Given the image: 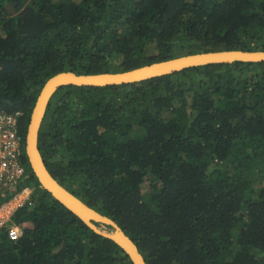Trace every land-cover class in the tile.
Returning a JSON list of instances; mask_svg holds the SVG:
<instances>
[{"label": "trees", "instance_id": "1", "mask_svg": "<svg viewBox=\"0 0 264 264\" xmlns=\"http://www.w3.org/2000/svg\"><path fill=\"white\" fill-rule=\"evenodd\" d=\"M226 49L264 50V0H0V109L21 110L26 135L56 73ZM39 148L147 264H264V61L62 86ZM24 164L35 204L14 215L17 239L0 228V264H134L42 187L25 150Z\"/></svg>", "mask_w": 264, "mask_h": 264}, {"label": "water", "instance_id": "2", "mask_svg": "<svg viewBox=\"0 0 264 264\" xmlns=\"http://www.w3.org/2000/svg\"><path fill=\"white\" fill-rule=\"evenodd\" d=\"M234 61L262 62L264 61V50L226 49L196 52L120 72L79 74L70 70L54 74L45 82L38 95L26 134V154L29 164L40 184L57 201L80 217L91 229L120 245L130 256L134 264H147L138 245L113 218L102 214L97 209L88 205L62 185L48 169L39 148V131L50 100L55 92L65 85L108 86L140 82L182 71L189 67L213 63H231ZM100 224L106 227L109 226L111 231L102 230Z\"/></svg>", "mask_w": 264, "mask_h": 264}, {"label": "built area", "instance_id": "3", "mask_svg": "<svg viewBox=\"0 0 264 264\" xmlns=\"http://www.w3.org/2000/svg\"><path fill=\"white\" fill-rule=\"evenodd\" d=\"M23 112L0 109V228L17 239L21 228L13 223L14 215L35 204V188L25 184L24 164L26 135L21 129Z\"/></svg>", "mask_w": 264, "mask_h": 264}, {"label": "rangeland", "instance_id": "4", "mask_svg": "<svg viewBox=\"0 0 264 264\" xmlns=\"http://www.w3.org/2000/svg\"><path fill=\"white\" fill-rule=\"evenodd\" d=\"M100 227H101V229L104 230V231H107V232H110V231H111L110 227H106V226L101 225V224H100Z\"/></svg>", "mask_w": 264, "mask_h": 264}, {"label": "clouds", "instance_id": "5", "mask_svg": "<svg viewBox=\"0 0 264 264\" xmlns=\"http://www.w3.org/2000/svg\"><path fill=\"white\" fill-rule=\"evenodd\" d=\"M25 151H26V149H25Z\"/></svg>", "mask_w": 264, "mask_h": 264}]
</instances>
